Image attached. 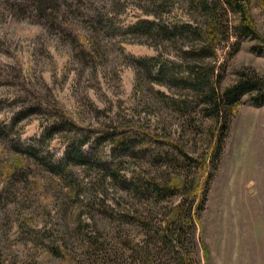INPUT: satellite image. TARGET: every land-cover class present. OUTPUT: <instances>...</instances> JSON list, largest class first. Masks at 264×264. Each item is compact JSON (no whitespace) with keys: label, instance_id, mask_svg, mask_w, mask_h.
<instances>
[{"label":"rangeland","instance_id":"obj_1","mask_svg":"<svg viewBox=\"0 0 264 264\" xmlns=\"http://www.w3.org/2000/svg\"><path fill=\"white\" fill-rule=\"evenodd\" d=\"M73 2L68 15L73 31L62 33L51 15L47 17L54 10L52 2L0 0V121L10 122L19 108L33 109L28 115L21 114L16 127L22 139H37L47 124V100L54 98L73 111L81 110L82 116L131 118L150 134L161 133L148 148L134 145V157H124L120 163L122 171L168 187L164 199L148 191L135 193L133 198L146 210L142 213L150 226L140 231L152 234L166 228L169 233L164 242L161 239L163 245H158V261L148 264H181L180 255L185 260L182 264H264V105L255 107L244 95L225 128L208 115L213 108L204 109L194 96L187 97L186 89L152 85L147 78H141L137 87L134 70L127 65L128 55L155 56L160 50L161 61H165L178 49V44L162 35L140 43L146 40L145 33L128 28L138 15L152 18L141 12L149 0ZM164 2L160 23L170 26L200 19L187 0ZM249 6L256 27L264 34V0H250ZM94 43L101 46L103 57H92ZM254 44L258 43L253 39L234 35L222 42L214 61L221 88L234 83L240 71L264 77V55L251 50ZM72 54L77 60L85 56L87 64L75 63ZM90 64H96V70ZM151 87L175 96L180 92L181 107L188 112L179 111ZM58 134L48 149L60 159L66 145ZM220 136L224 137L217 147ZM8 146L7 139L0 144V259L48 264L52 259L47 258V241L62 239L65 223L71 226L77 209L73 199L68 204L62 199V187L47 180V172L40 173L43 181L32 185L31 175L19 173L23 158L10 154ZM103 149L107 154L109 143ZM10 162L16 164L15 171L10 172ZM118 188L109 185L105 194L124 207L125 201L117 198ZM47 191H55L48 201L53 208L48 214ZM56 199L65 204H56ZM189 204L192 209L187 215ZM105 210L94 205L92 211L104 218ZM138 217L131 214L130 222ZM130 227L137 229L132 223ZM173 229L181 233L177 248L166 241ZM178 237L179 233L172 236L175 241Z\"/></svg>","mask_w":264,"mask_h":264},{"label":"trees","instance_id":"obj_2","mask_svg":"<svg viewBox=\"0 0 264 264\" xmlns=\"http://www.w3.org/2000/svg\"><path fill=\"white\" fill-rule=\"evenodd\" d=\"M164 1L149 0L148 6L141 8V12L152 18H142L138 15L137 20L128 28L142 30L145 33L146 40H139L140 43L162 35L174 42L173 45L178 44V49L173 57L163 58L165 61H161L162 52L157 50L158 48L156 49L158 54L155 56L127 54L129 57L127 65L134 70L136 86L141 85V78H147L152 85L186 89L190 92L187 97L194 96L204 105V109L213 108L214 112H209L208 115L221 121L222 127L225 128L228 125V116L236 112V106L244 95H248L251 105L263 106V76L255 72L240 71L234 83L221 88L215 73L214 61L218 56V50L222 42L232 35L240 39L255 40L258 44L252 45L251 50L264 55V34L256 27L249 6L250 0H187L192 12H196L200 19L175 22L170 26L160 23L162 11L160 9H163ZM38 2L43 5L52 2L54 10L47 17L51 15L62 33L65 30L69 33L73 31L72 26L68 25V15L72 13L69 7L74 3L73 0H56L54 3L52 0H37ZM64 8L66 9L63 10ZM228 15L232 18L229 19ZM222 19L223 22H228L223 24ZM92 49H95L91 51L94 59L103 57L104 52L99 44L94 43ZM84 57L77 60L73 55L75 63L78 61L80 65L82 62L87 64ZM206 58H210L211 61H205ZM89 68L96 70L97 65L90 64ZM151 89L156 95L171 101L173 105L175 103L179 111L188 112L185 107H181L183 101L180 92L175 96L165 94L158 88ZM90 103L97 109L93 102ZM47 104V124L39 138L32 140L21 138L20 127H16V123L21 119V114L28 115L33 109L19 108L13 112L10 122L0 121V144L3 145L6 139L9 140L10 154H18L19 158H23L19 173L26 177L31 175L32 185L43 179L44 175L40 173L47 172V180L59 185L60 189L62 187L59 192L63 195L62 199L67 204L68 200L73 199L72 205L77 211L73 213L71 226L65 223V234L62 239L56 242L47 241L49 243L47 258L52 259L48 264H148L158 261L160 255L158 245H163L161 239H164L162 240L164 242L169 233L166 228L160 232L153 230L152 234L140 231L150 226L149 222L144 221L145 216L142 212L146 210L135 204L133 198L135 193L148 191L152 196L164 199L169 195L168 187L150 179L145 181L144 178H137L133 172L122 171L120 163L124 157H134L131 154L134 145L148 148L150 147L148 145H152V142L161 137V133L150 134L135 125L131 118L99 120L98 115L82 116L81 110L73 111L58 99L51 98L47 100ZM58 133L63 135L64 138L58 137H62L66 145L64 155L60 159L55 158L53 152L48 149L50 142ZM223 137L216 138L217 147H220ZM108 143L110 150L106 154L103 147ZM164 143L173 145L168 140H164ZM24 160L29 163H24ZM14 165L16 164L13 162L9 163L10 172L17 169ZM49 184L50 182H47V185ZM109 185L114 189L120 186L117 198L125 201L124 207H120L119 202L107 197L105 191L109 189ZM2 194L3 192L0 196ZM54 194L55 191L49 193L47 191V207L48 201L55 197ZM202 197L204 199V193ZM59 203L65 204L56 199V204ZM94 205L99 209H106L101 213L104 218L95 216L92 211ZM52 209L51 206L48 207L47 214ZM191 209L192 204H189L187 215ZM131 214L139 217L130 222ZM130 223L136 226V231H131ZM178 233L179 237L175 241L172 236H178ZM170 235V239L166 241L169 246L177 248L181 241V233L173 229ZM68 236L69 238H66ZM76 244L79 245L78 249ZM171 251L173 249L169 251V255ZM179 258L182 264L185 260L182 255ZM6 261V258L0 259V264H24Z\"/></svg>","mask_w":264,"mask_h":264}]
</instances>
